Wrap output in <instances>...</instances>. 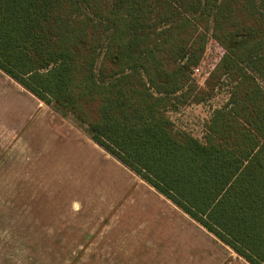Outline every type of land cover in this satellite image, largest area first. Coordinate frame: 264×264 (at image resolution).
<instances>
[{
  "label": "trees",
  "instance_id": "16d2710c",
  "mask_svg": "<svg viewBox=\"0 0 264 264\" xmlns=\"http://www.w3.org/2000/svg\"><path fill=\"white\" fill-rule=\"evenodd\" d=\"M220 49L205 86L193 71ZM0 70L249 264H264V0H0ZM227 103L204 140L170 116Z\"/></svg>",
  "mask_w": 264,
  "mask_h": 264
},
{
  "label": "rangeland",
  "instance_id": "374dc122",
  "mask_svg": "<svg viewBox=\"0 0 264 264\" xmlns=\"http://www.w3.org/2000/svg\"><path fill=\"white\" fill-rule=\"evenodd\" d=\"M218 47L210 41L205 73ZM229 96L222 85L207 102L170 116L204 140L206 123ZM57 115L0 74V179H9L0 185V264H242L226 259L213 236L142 185L73 119ZM36 178L51 204L36 203Z\"/></svg>",
  "mask_w": 264,
  "mask_h": 264
},
{
  "label": "crops",
  "instance_id": "0c3cea01",
  "mask_svg": "<svg viewBox=\"0 0 264 264\" xmlns=\"http://www.w3.org/2000/svg\"><path fill=\"white\" fill-rule=\"evenodd\" d=\"M0 74L2 76H5L11 83H13L15 86H17V88H19L21 91L27 93L31 98H33L34 100L37 101L38 105L47 110L49 113H51L52 115H56L58 116L56 113L51 107L47 106L44 102H42L41 100H39L37 97H35L34 95H32L30 92H28L25 88H23L20 84H18L17 82H15L14 80H12L9 76H7L5 73H3L1 70H0ZM72 119V118H71ZM183 130V129H182ZM98 148H100L101 150H103L100 146H98L94 141H92ZM13 149H25L23 147H20V146H17V147H14ZM104 151V150H103ZM106 152V151H104ZM107 153V152H106ZM108 154V153H107ZM109 155V154H108ZM112 157V156H111ZM113 158V157H112ZM116 160V159H115ZM120 163V162H119ZM121 164V163H120ZM122 165V164H121ZM126 168V167H125ZM127 169V168H126ZM128 170V169H127ZM131 172V171H130ZM132 173V172H131ZM133 174V173H132ZM134 176H136L135 174H133ZM136 178L139 179V182L146 186L150 191H153L155 192L158 196L161 197V199H163L165 202H167L168 204L172 205L173 208L175 210H177L178 212H180L183 217H188L186 214H184L181 210H179L174 204H172L169 200H167L165 197H163L162 195H160L158 192H156L155 189H153L152 187H150L148 184H146L143 180H141L139 177L136 176ZM8 178H1L0 179V185L2 186H7V184L9 183L8 182ZM16 184L17 186L21 185L19 184V182H16L14 183ZM9 185V184H8ZM23 186V185H21ZM19 192V191H18ZM23 194L22 196L24 195L25 193V190L23 188ZM2 200V198H1ZM17 202H19L18 198H16ZM14 201V200H13ZM25 200H22L21 202H24ZM38 202H44V203H50L51 204V200L50 198L45 194V192L43 191V189L41 188V182L39 181V179L36 178V203ZM77 204V203H76ZM78 205V204H77ZM193 224H195L197 227H199L200 229H202L205 233H207L211 238H212V234H210L209 232L206 231V229H204L202 226H200L199 224H197L195 221H193L190 217H188ZM214 237V236H213ZM216 239V243L221 246V248L223 249L224 251V255H225V258H231L237 262H241L242 264H249L248 262H246L243 258H241L240 256H238L232 249H230L228 246H226L225 244H223L222 242H220L216 237H214ZM88 245L85 247L87 248Z\"/></svg>",
  "mask_w": 264,
  "mask_h": 264
},
{
  "label": "built area",
  "instance_id": "2783aa9c",
  "mask_svg": "<svg viewBox=\"0 0 264 264\" xmlns=\"http://www.w3.org/2000/svg\"><path fill=\"white\" fill-rule=\"evenodd\" d=\"M209 76V73H205L201 67H197L193 71V77L197 81L199 86H204L206 83V80Z\"/></svg>",
  "mask_w": 264,
  "mask_h": 264
}]
</instances>
